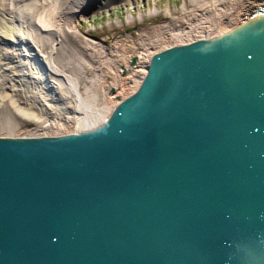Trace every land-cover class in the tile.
I'll return each instance as SVG.
<instances>
[{"label":"water","instance_id":"1","mask_svg":"<svg viewBox=\"0 0 264 264\" xmlns=\"http://www.w3.org/2000/svg\"><path fill=\"white\" fill-rule=\"evenodd\" d=\"M0 264H264V17L154 56L99 129L0 137Z\"/></svg>","mask_w":264,"mask_h":264},{"label":"bare ground","instance_id":"2","mask_svg":"<svg viewBox=\"0 0 264 264\" xmlns=\"http://www.w3.org/2000/svg\"><path fill=\"white\" fill-rule=\"evenodd\" d=\"M263 3L264 0H198L185 5L180 14L168 7L166 14L160 17L161 23L151 33L137 38L141 50L118 57L117 52L109 49L104 56L101 45L85 41L83 35L94 39V34L85 32L81 24L72 20L78 13L85 15L111 3L0 0V124L6 128L2 129L12 133L26 125L36 126L42 132L17 137H57L99 129L119 104L139 90L154 56L178 45L225 35L245 20H251ZM149 17L157 18L153 13ZM214 26L217 30L209 32ZM198 31L209 34L194 36L193 33H200ZM172 39L176 42L150 51L160 41ZM66 43L84 58L87 67L77 60L83 75H72L77 73L75 67L59 59ZM113 53H117L121 65L109 62ZM107 66L109 71L105 70ZM84 75L90 77L85 79ZM50 95L62 106L60 110L73 114L68 119L73 118L74 122L61 116L63 119L58 125L70 131L51 132L58 128L49 120L52 116L56 118L53 110L57 104L43 97Z\"/></svg>","mask_w":264,"mask_h":264},{"label":"rangeland","instance_id":"3","mask_svg":"<svg viewBox=\"0 0 264 264\" xmlns=\"http://www.w3.org/2000/svg\"><path fill=\"white\" fill-rule=\"evenodd\" d=\"M192 1L198 0H97V3L100 4H108L111 3L109 6L103 9H99L96 11H90L88 14H80L74 16L72 19L77 24H81V27H84V31H91L94 34L95 38L86 37L83 35V39L88 43H93L97 45H101L102 51H105L103 54L106 56L107 49L110 51H114L118 53V57L122 56L124 53L135 54L136 52L141 50V45L139 44L138 37L140 34H149L151 30L158 26L161 23L160 17L165 15L167 12L168 7H171L172 12L177 11L179 14L183 11V7L188 5ZM100 6V5H99ZM153 13L156 15L157 18L151 19L149 16ZM201 22V21H200ZM200 22L198 24H200ZM164 24V23H162ZM56 26V25H55ZM201 27V26H200ZM75 28V27H74ZM76 35H80L77 29H73ZM217 26H214L209 32L216 31ZM200 33H193L194 36L205 35L209 34V32L198 31ZM172 42H176V39H172L169 42L167 41H160L158 45L155 46L150 51H157L161 50L165 46L169 44H173ZM154 47V46H153ZM78 51L74 49L70 44L66 43L63 51L59 54V59L64 61V63H68L74 66L77 73H71L72 75H83V70L81 68V64L87 67L84 58L81 55L77 54ZM116 54H111L109 57L110 61H116L118 65L122 64V61H119ZM91 54L92 53H88ZM77 60H81V64L77 62ZM104 60H107L105 57ZM109 69H105L106 71ZM109 71V70H108ZM80 73V74H79ZM85 79L89 78V75H84ZM60 80V79H59ZM44 98H51L53 103L55 99L54 96H43ZM51 119V122H54V125L58 128L56 131H51L52 133L55 132H68L69 129L66 127L59 126L61 125L60 118L61 116L65 117L64 120L73 121L72 119H68L72 117L73 114H65L62 110V106L56 103ZM100 104V103H99ZM62 113V115H60ZM67 117V119H66ZM4 126L0 124V136L8 137V135L12 134L11 136H26L29 134L34 133H42L39 132V129L36 126H26L23 125L22 128L15 129L14 132L10 133L6 130ZM10 136V137H11Z\"/></svg>","mask_w":264,"mask_h":264}]
</instances>
